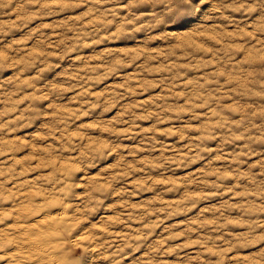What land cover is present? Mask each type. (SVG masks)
Instances as JSON below:
<instances>
[{
    "label": "clouds",
    "instance_id": "obj_1",
    "mask_svg": "<svg viewBox=\"0 0 264 264\" xmlns=\"http://www.w3.org/2000/svg\"><path fill=\"white\" fill-rule=\"evenodd\" d=\"M0 264H264V0H0Z\"/></svg>",
    "mask_w": 264,
    "mask_h": 264
}]
</instances>
